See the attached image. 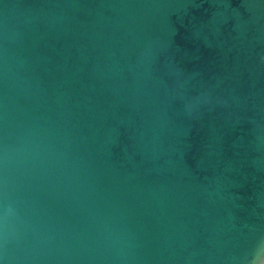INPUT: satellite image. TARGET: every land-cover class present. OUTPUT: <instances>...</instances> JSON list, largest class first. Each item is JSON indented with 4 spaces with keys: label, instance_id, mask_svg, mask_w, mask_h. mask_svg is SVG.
<instances>
[{
    "label": "water",
    "instance_id": "obj_1",
    "mask_svg": "<svg viewBox=\"0 0 264 264\" xmlns=\"http://www.w3.org/2000/svg\"><path fill=\"white\" fill-rule=\"evenodd\" d=\"M0 264H264V0H0Z\"/></svg>",
    "mask_w": 264,
    "mask_h": 264
}]
</instances>
